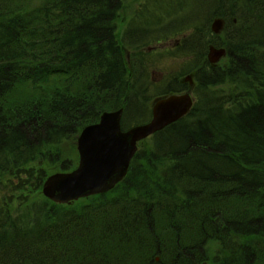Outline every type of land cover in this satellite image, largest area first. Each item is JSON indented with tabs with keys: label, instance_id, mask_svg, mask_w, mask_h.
Returning a JSON list of instances; mask_svg holds the SVG:
<instances>
[{
	"label": "trees",
	"instance_id": "1",
	"mask_svg": "<svg viewBox=\"0 0 264 264\" xmlns=\"http://www.w3.org/2000/svg\"><path fill=\"white\" fill-rule=\"evenodd\" d=\"M128 1L0 0V264H264V0H169L123 24ZM210 44L227 50L216 65ZM164 53L188 59L165 86ZM188 73L192 110L112 190L43 195L86 125L120 107L123 127L148 120L152 90Z\"/></svg>",
	"mask_w": 264,
	"mask_h": 264
},
{
	"label": "water",
	"instance_id": "2",
	"mask_svg": "<svg viewBox=\"0 0 264 264\" xmlns=\"http://www.w3.org/2000/svg\"><path fill=\"white\" fill-rule=\"evenodd\" d=\"M223 25L224 20L217 18L212 29L219 33ZM224 54L225 49L212 48L208 57L215 62ZM192 104L188 94L158 99L153 107V118L127 131L121 127L123 108L103 112L100 121L86 126L78 138L79 165L73 171L49 176L43 186L44 194L65 203L113 188L126 175L138 140L179 119Z\"/></svg>",
	"mask_w": 264,
	"mask_h": 264
},
{
	"label": "rangeland",
	"instance_id": "3",
	"mask_svg": "<svg viewBox=\"0 0 264 264\" xmlns=\"http://www.w3.org/2000/svg\"><path fill=\"white\" fill-rule=\"evenodd\" d=\"M140 1H142V0H129L128 1V4H127V6L125 7V9L123 11V18H122L123 21L127 17H129V19L131 18L130 20H135V18L133 16L134 15L133 12L138 8V5L141 6V10L149 8V10L151 12H154L155 10H158V9L161 10L160 7H159L161 2L166 4L169 0H157L155 2V4L151 5V6H150V4L149 5L147 4L149 1L146 2V3H143L146 6H143L142 3L139 4ZM192 2H193V5H194L195 4V0H192ZM195 7H197V10H198L199 6L197 5ZM162 11H165V8ZM166 13H167V6H166ZM142 15H144L143 12H142ZM167 15H168V13H167ZM144 18L146 19V17H144ZM136 22H137L138 26H141L142 24L146 23V20H143L142 17H139V15H138V19L136 18ZM125 28L123 30L124 33H126V30H127L128 27L125 25ZM123 35L125 36V34H123ZM177 38L178 37H173V39H177ZM173 39L169 40L168 43L166 42V44H167L166 46L170 47V45H173V42H172ZM155 60H156L155 61L156 63H152V64L155 65V67H153L154 68L153 70H155V73H154L155 79H158V78H160L161 74H164L165 76L168 75V76L172 77L174 75H177V74L181 73L182 70H183L181 65L185 61H187L188 59H183V58H180V57H174L172 55H168V53L167 54L164 53L162 57H155ZM188 63H189V61H188ZM72 153H74V152H72ZM58 169L59 168H55V169L51 170V171H53V172H51V174L54 173V172H58V171L60 172V170H58Z\"/></svg>",
	"mask_w": 264,
	"mask_h": 264
},
{
	"label": "bare ground",
	"instance_id": "4",
	"mask_svg": "<svg viewBox=\"0 0 264 264\" xmlns=\"http://www.w3.org/2000/svg\"><path fill=\"white\" fill-rule=\"evenodd\" d=\"M213 22H214V21L211 22V25H213ZM212 48H215V49H222V47H219V46H217V45H215V44H210V45H209V48H208V52H211ZM226 56H227V54L225 55V57H226Z\"/></svg>",
	"mask_w": 264,
	"mask_h": 264
}]
</instances>
